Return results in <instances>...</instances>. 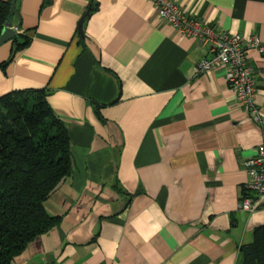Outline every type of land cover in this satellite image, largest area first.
Segmentation results:
<instances>
[{
	"label": "crops",
	"instance_id": "1",
	"mask_svg": "<svg viewBox=\"0 0 264 264\" xmlns=\"http://www.w3.org/2000/svg\"><path fill=\"white\" fill-rule=\"evenodd\" d=\"M173 1L217 30L264 42V0ZM16 8L28 44L0 47V64L9 62L0 97L47 92L68 129L72 173L45 204L59 224L14 264H243L241 246L264 225V209H239L244 164L264 127L238 104L226 68L195 74L207 50L160 20L153 0ZM248 60L264 116V55Z\"/></svg>",
	"mask_w": 264,
	"mask_h": 264
},
{
	"label": "trees",
	"instance_id": "2",
	"mask_svg": "<svg viewBox=\"0 0 264 264\" xmlns=\"http://www.w3.org/2000/svg\"><path fill=\"white\" fill-rule=\"evenodd\" d=\"M11 5L12 0L0 2V35ZM20 36L17 32L12 40L17 50L28 44ZM71 173L68 129L47 92L23 90L0 97V264H14L34 240L59 224L45 204ZM240 250L243 264H264V225Z\"/></svg>",
	"mask_w": 264,
	"mask_h": 264
},
{
	"label": "built area",
	"instance_id": "3",
	"mask_svg": "<svg viewBox=\"0 0 264 264\" xmlns=\"http://www.w3.org/2000/svg\"><path fill=\"white\" fill-rule=\"evenodd\" d=\"M158 17L182 35L197 39L207 50L208 58L198 62L195 74H204L225 67L226 82L235 93L238 104L253 122L264 127V116L256 105L255 72L248 55H264V42L257 36L248 39L217 30L200 20L189 17L173 0H153ZM18 32V31H17ZM248 181L242 188L239 209L252 213L264 209V142L257 155L244 164Z\"/></svg>",
	"mask_w": 264,
	"mask_h": 264
},
{
	"label": "water",
	"instance_id": "4",
	"mask_svg": "<svg viewBox=\"0 0 264 264\" xmlns=\"http://www.w3.org/2000/svg\"><path fill=\"white\" fill-rule=\"evenodd\" d=\"M16 2L17 0H12L10 17L8 18V21L5 24V27L0 35V47L8 42H11L16 37L17 31L21 27V18L16 8ZM90 13H91V5L89 6L85 15L81 18L79 25H78V32L82 40L85 39V35L83 31V24L87 20V18L90 16ZM15 18L18 19V25L16 28L13 27Z\"/></svg>",
	"mask_w": 264,
	"mask_h": 264
}]
</instances>
